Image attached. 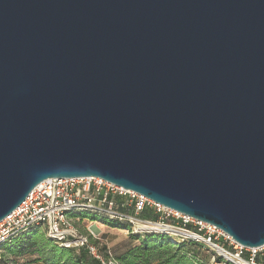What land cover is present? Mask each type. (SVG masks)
<instances>
[{
	"label": "water",
	"instance_id": "water-1",
	"mask_svg": "<svg viewBox=\"0 0 264 264\" xmlns=\"http://www.w3.org/2000/svg\"><path fill=\"white\" fill-rule=\"evenodd\" d=\"M89 176L264 245V0H0V221Z\"/></svg>",
	"mask_w": 264,
	"mask_h": 264
},
{
	"label": "built area",
	"instance_id": "built-area-1",
	"mask_svg": "<svg viewBox=\"0 0 264 264\" xmlns=\"http://www.w3.org/2000/svg\"><path fill=\"white\" fill-rule=\"evenodd\" d=\"M150 216L142 217L143 212ZM88 212L127 226L126 231L143 237L162 234L173 245L197 243L214 254L205 262L188 253L197 264H261V247H244L221 228L178 210L166 207L146 196L124 189L101 177L49 178L35 187L22 204L0 221V252L7 244L42 228L59 246L80 251L101 264H120L109 250L103 251L92 230L83 233L72 213Z\"/></svg>",
	"mask_w": 264,
	"mask_h": 264
},
{
	"label": "trees",
	"instance_id": "trees-1",
	"mask_svg": "<svg viewBox=\"0 0 264 264\" xmlns=\"http://www.w3.org/2000/svg\"><path fill=\"white\" fill-rule=\"evenodd\" d=\"M77 213L79 212L72 213L71 216L73 217ZM141 216L148 217L150 215L145 211ZM109 222L114 226H124L127 229L125 224L118 221L109 220ZM39 229L44 230L42 228L35 229L4 246L0 252V264H10L9 259H7L8 256L20 257L31 253L33 248L40 243L37 235ZM131 235L138 240V243L127 247L116 256L120 264H197L188 256L190 252H193L195 256H199L205 262L212 260L214 257L211 251L197 243L191 242L176 246L169 242L166 235L162 234H145L143 237L137 234ZM43 249H46L50 254L47 264H101L84 249L76 251L75 249L61 247L58 244L50 245L48 243L43 245ZM257 260L259 263L264 264V254L259 255ZM12 264H16V261H13Z\"/></svg>",
	"mask_w": 264,
	"mask_h": 264
},
{
	"label": "rangeland",
	"instance_id": "rangeland-1",
	"mask_svg": "<svg viewBox=\"0 0 264 264\" xmlns=\"http://www.w3.org/2000/svg\"><path fill=\"white\" fill-rule=\"evenodd\" d=\"M73 221L83 233H87L89 230L97 233L99 235L97 241L100 248L103 251L106 249L111 251L115 256H118L127 247L138 243V240L128 233L124 226H114L106 218L98 217L88 212H79L73 215ZM37 235L38 242H40L39 245L33 248L31 253L20 257L8 256L7 259H9L10 264L13 261H16V264H47L50 254L46 249H43V245L46 243L50 245L57 244L48 238L44 230H37ZM263 254L264 251L261 252V255Z\"/></svg>",
	"mask_w": 264,
	"mask_h": 264
}]
</instances>
